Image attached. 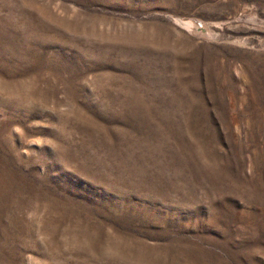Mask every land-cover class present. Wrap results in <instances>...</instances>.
Listing matches in <instances>:
<instances>
[{
    "label": "rangeland",
    "instance_id": "1",
    "mask_svg": "<svg viewBox=\"0 0 264 264\" xmlns=\"http://www.w3.org/2000/svg\"><path fill=\"white\" fill-rule=\"evenodd\" d=\"M0 264H264V0H0Z\"/></svg>",
    "mask_w": 264,
    "mask_h": 264
}]
</instances>
